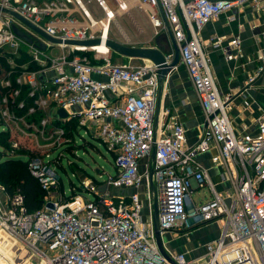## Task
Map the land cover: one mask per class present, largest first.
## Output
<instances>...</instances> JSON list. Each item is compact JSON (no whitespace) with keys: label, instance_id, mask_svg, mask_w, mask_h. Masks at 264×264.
<instances>
[{"label":"built area","instance_id":"2783aa9c","mask_svg":"<svg viewBox=\"0 0 264 264\" xmlns=\"http://www.w3.org/2000/svg\"><path fill=\"white\" fill-rule=\"evenodd\" d=\"M114 1L112 9L106 0H98L104 9L99 18L82 0H0L62 41L58 45L46 42L47 48L59 46L62 51L52 57L47 48L41 50L18 37L12 30L16 20L0 12V69L2 59L9 65L0 71V121L13 134L8 155H19L17 150L25 142L36 145L38 155H49V145L68 140L66 128L53 123L61 119L57 110L64 108L68 116L61 120L77 119L74 133L86 127L104 141L114 154L116 168L104 181H81L82 190L74 195L68 196L65 190L54 195L59 182L56 168L49 159L30 158V170L46 192L43 206L28 211L22 193L7 194L5 201L0 200V232L23 242L44 259L43 264H264V114L252 130L234 128L229 115L232 98L218 88L206 53L208 45L217 48L220 41L204 43L200 36L202 28L222 13L247 3L260 9L264 0ZM131 8L144 11L155 32L166 31L174 48H179L205 116L199 139L192 145L187 144L186 128L177 118L163 121L169 110H160L155 122L157 67L115 63L109 47L98 49L103 40L106 44L110 24ZM74 10L80 11L81 19ZM96 38L100 43L89 46L63 43ZM240 43L238 36L231 40L235 47ZM22 51L29 53L37 69H30V62L18 66ZM262 75L264 58L249 84ZM26 98L32 99L30 106ZM39 111L46 115L32 120L30 116ZM212 150L211 161L224 168L223 180L228 182L223 191H218L207 168L197 160L198 154ZM144 158H148L147 167L140 172ZM146 180L142 198L138 189ZM151 181L157 189L162 235L223 221L220 234L201 245L202 253L171 251L166 246L170 259L161 253L155 239ZM104 184L135 191L128 195L100 192ZM205 187L210 197L197 201L194 192ZM0 189L6 192L3 184ZM85 192L94 193V199ZM49 202L53 208L47 206Z\"/></svg>","mask_w":264,"mask_h":264},{"label":"crops","instance_id":"0c3cea01","mask_svg":"<svg viewBox=\"0 0 264 264\" xmlns=\"http://www.w3.org/2000/svg\"><path fill=\"white\" fill-rule=\"evenodd\" d=\"M135 9L136 8H131L129 11L124 14L121 13L117 17H127L131 19L137 25L139 32L143 34V27L137 23L134 13L136 11ZM90 11L99 18L104 15V13L102 14L101 11L99 13L95 11V9ZM73 12L77 18H82L79 10H74ZM145 16L147 17L146 14ZM231 16H233V18H231ZM117 17L115 21L117 20ZM147 31L150 33L147 36L141 35L139 37L131 38L127 36V40L124 42L116 36H114V39H118L122 41V43L128 45L154 46L166 54L174 51V41L171 39L169 33L166 31H162L161 33L151 32L149 25ZM200 36L204 43H211L217 39L220 41V47L214 48L211 45H208L206 47V53L209 58L213 78L218 88L224 96H230L232 98L229 115L234 128L239 131L244 128L248 130L254 129L255 120L260 115L264 114V75L257 77L251 84H249L248 80L249 77L253 75L256 67L262 63L264 58V6L257 9L252 3H247L231 11L222 13L202 28ZM236 36L241 40L238 47L231 44L232 38ZM155 37H157V39H154ZM225 47L228 49V52L224 51ZM115 63H128L137 66L150 64L151 62L143 58L118 57ZM3 69L4 65L2 64L0 71H3ZM107 96L111 100H116V96L112 93H107ZM165 109L169 110V113L164 115L163 121L166 122L170 117L177 118L186 128L187 144L192 145L196 143L205 124V116L199 98L191 83L188 71L181 59L178 65L171 70L164 81V89L160 100V110L164 111ZM214 153L215 150L200 153L197 155V160L207 168L218 191H223L228 187V182L223 180L224 168L211 161V157ZM147 160L148 158L141 160L140 172L146 170ZM147 182L148 181L146 180L138 189L142 198L145 193ZM112 189L118 190L117 193H114L115 195L121 193L128 195L135 191L133 188L117 189L115 187L108 188L106 185V190L112 192ZM7 194V192L0 189V200L5 201L7 199ZM143 212H147L146 207H144ZM192 232L193 231L190 230L187 233H183L181 236L184 238L192 234ZM164 234L170 236L166 238L168 242L172 239H177L178 250L176 249V251L192 249L187 246L184 240L182 242L181 239H178L181 236L176 238L171 233L166 232L163 233V235ZM219 234L220 231L217 234H212L213 236H211L210 239L217 237ZM7 236L3 232H0V244L3 243ZM8 237L11 239L10 241L14 243L15 239L10 236ZM18 242L17 245H19ZM16 249H18V247H16ZM38 257L39 258L35 260L28 254L25 260L23 258L22 263L36 264L35 262L37 261L38 264H43L44 259L40 256ZM29 261H31V263H29ZM15 263L16 261L13 264Z\"/></svg>","mask_w":264,"mask_h":264},{"label":"rangeland","instance_id":"374dc122","mask_svg":"<svg viewBox=\"0 0 264 264\" xmlns=\"http://www.w3.org/2000/svg\"><path fill=\"white\" fill-rule=\"evenodd\" d=\"M85 5L93 11L104 13L103 7L99 4L98 0H82ZM108 5L115 9L116 4L114 0H106ZM136 11L135 16L137 19V23L143 27L144 33L141 34L138 30L137 25L129 18L125 17H117L116 21H113L111 24V31L109 33V38H120L123 42L128 36L131 37H139V36H147L150 34L148 30V25L151 28V32H155V28L151 26L148 17L145 16V12L140 9H135ZM124 14V13H123ZM154 39H157L155 37ZM118 40V39H116ZM118 40V41H120ZM121 41V42H122ZM126 44V43H124ZM128 45V44H127ZM47 53L50 54L52 57H57L62 52L59 46H52L46 49ZM112 61L115 62L119 56L116 52L112 53ZM52 109V110H51ZM49 110L53 111V107H49ZM78 124V123H77ZM5 125L0 124V132L5 131ZM78 132L75 133V136L67 135L68 137L64 139L61 145L51 144L48 146V150L46 152L49 155H37L42 158L49 159V163H51L57 170L59 175V182L58 185L55 187L53 194L58 195L61 191L65 190L67 195L69 196L73 191H81L80 187L81 181H86V183H98L100 181H104L108 179L109 176H113L116 173V168L114 166V158L112 151L108 150V145L98 139L97 137L93 136L86 127L78 128ZM9 141L12 140L13 134H9ZM3 137L0 135V144L4 143ZM29 149H37L36 145L29 144ZM0 150H4L5 152L12 153L10 149V142L9 148H3L0 145ZM19 152V150H17ZM2 154H4L2 152ZM0 161L4 160L6 156L0 155ZM18 155H7V157H17ZM23 156V155H22ZM24 157V156H23ZM18 158V157H17ZM2 171H0V184H4L5 182L1 180ZM113 193H117L118 190L112 189ZM75 192L72 194L74 195ZM89 199H94V193H84ZM123 194V193H121ZM194 198L198 201V199L202 196H206L207 198L210 197V190L209 188L205 187L200 189V192H194ZM223 221H215L206 225L198 226V229H191L192 234L183 238V233H174L175 237L181 239V241L187 244L189 248L194 250V253H202L203 248L201 245L204 244L208 239L213 236L212 234H217L223 228ZM7 236V235H6ZM167 237H170L168 234L163 235V241L165 246L170 249L171 251L178 250L177 246V239H172L170 242L166 240ZM186 239V240H185ZM11 240V239H10ZM10 240L5 237V240L2 244H8L10 247L8 251H6V247L1 248L0 251V264H13L15 261L17 264H23L24 260L27 258L28 254L33 259H38L39 257L37 254H34L27 246L18 241H14V244L9 245ZM17 242L19 245H17ZM0 244V245H2ZM18 247V249H16ZM180 249V248H179ZM5 253L4 255L2 253ZM13 252V253H11ZM25 255H23V254ZM197 253V254H198ZM13 261V262H12ZM15 263V264H16ZM38 264V262H35Z\"/></svg>","mask_w":264,"mask_h":264},{"label":"water","instance_id":"95a60500","mask_svg":"<svg viewBox=\"0 0 264 264\" xmlns=\"http://www.w3.org/2000/svg\"><path fill=\"white\" fill-rule=\"evenodd\" d=\"M0 12L7 14L13 17L16 21L12 24L13 32L23 39L24 41L28 42L29 44H33L37 48L41 50H45L47 48V43L50 42L52 44H61L62 41L59 38L53 37L49 35L46 31L42 28L38 27L27 18L22 16L16 10L11 8L5 7L0 4ZM27 30L23 29L24 27ZM29 30V31H28ZM63 43L68 45H81V46H89L100 43V39H88V40H66ZM106 44L109 47L112 53L116 52L121 57L127 58H143L149 60L153 65L157 67L158 78L160 81V87L158 92V102H157V112H156V119L155 122H158V115L160 111V100L164 89V81L167 78L168 74L171 70L176 67L180 61V51L178 47L174 48L173 58L170 59L166 54L162 52L157 47H149V46H134V45H127L118 41L114 38H109L106 40ZM40 78L43 79V74L40 75ZM57 113L60 117L65 118L68 116V112L64 108H59ZM155 158V147L153 146L152 152L150 154V162L153 163ZM152 178V172L150 174ZM106 190V184L102 185L99 188L100 192H104ZM151 190L153 194V201H154V209H153V220H154V228H155V239L158 245L159 250L161 253L170 259L166 247L163 241V235L160 230L159 226V210H158V203H157V189L153 181H151ZM47 206L53 208V204L51 202L47 203Z\"/></svg>","mask_w":264,"mask_h":264},{"label":"trees","instance_id":"16d2710c","mask_svg":"<svg viewBox=\"0 0 264 264\" xmlns=\"http://www.w3.org/2000/svg\"><path fill=\"white\" fill-rule=\"evenodd\" d=\"M31 57L29 53L22 51V55L16 59L18 66L24 63H29ZM2 64L5 67H9L6 59H2ZM30 69H37L38 65L34 62H30L28 64ZM17 70L20 71L21 68L17 67ZM24 94L23 96H25ZM32 104L31 98H26V106H30ZM45 112L39 111L38 113L30 116V118L34 121L40 120ZM61 119H63L61 117ZM61 119L53 120L54 125H63L68 131L67 135L75 136V129L77 127V119H65L64 121ZM0 124L2 122L0 121ZM9 134L7 131H1L0 135L3 137L4 143L0 144L3 148H9ZM29 143H21V149H19V155L15 157H7L8 152L4 150H0V155L6 156L4 160L0 161V171H2L1 180L5 183L3 184L6 188V192L9 195L13 193L20 192L24 195L25 198V206L28 211H35L43 206L44 197L46 192L42 189L41 184L38 179L32 174L29 163L30 158L35 157L39 154V152L35 149L28 148ZM2 152L4 154H2ZM28 154V155H26ZM24 157H23V156ZM2 157V156H0ZM27 157V158H25ZM114 157V154H113ZM79 187V186H77ZM75 192V191H73ZM72 192V193H73ZM75 194V193H74Z\"/></svg>","mask_w":264,"mask_h":264},{"label":"bare ground","instance_id":"6f19581e","mask_svg":"<svg viewBox=\"0 0 264 264\" xmlns=\"http://www.w3.org/2000/svg\"><path fill=\"white\" fill-rule=\"evenodd\" d=\"M108 36L109 35H107V37H106V39L108 38ZM98 49L100 50V51H106L107 50V48H108V46H107V44H105V40H103L100 44H98ZM5 234V233H4ZM6 238H8L9 240H10V238L7 236ZM14 241V240H13ZM11 243H12V241H10L9 242V245H11ZM12 244H14V243H12ZM4 247H6V251H8V249L11 247H9L8 246V244H2V245H0V251H1V248H4ZM2 253V252H1ZM6 253V252H5ZM5 253H2L3 255L5 254ZM29 263H31V261H29Z\"/></svg>","mask_w":264,"mask_h":264}]
</instances>
